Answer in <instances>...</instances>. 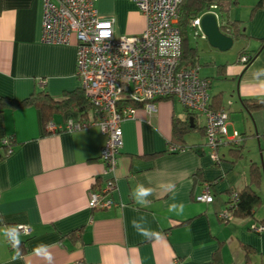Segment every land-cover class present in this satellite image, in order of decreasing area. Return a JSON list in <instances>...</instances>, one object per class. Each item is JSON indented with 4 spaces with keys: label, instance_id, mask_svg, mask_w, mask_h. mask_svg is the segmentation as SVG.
<instances>
[{
    "label": "crops",
    "instance_id": "obj_1",
    "mask_svg": "<svg viewBox=\"0 0 264 264\" xmlns=\"http://www.w3.org/2000/svg\"><path fill=\"white\" fill-rule=\"evenodd\" d=\"M232 1L227 12L214 9L221 21L242 20L248 36L222 50L207 36L193 37L191 26L190 42L199 50L200 73L211 78V97L222 95L230 135L241 134L242 156L231 140L220 147V162L211 157L203 113L194 114L187 146L168 150L174 118L189 120V111L177 97H159L154 111L141 105L122 121L116 204L91 208L90 191L110 176L101 159L102 128L53 131L35 106L6 108L0 111V264H244L247 249L250 264H264V230L257 229L264 223V109L251 112L244 103L264 98V6L253 11L259 0ZM96 6L116 17L118 32H143L146 16L134 0ZM42 19L43 0H0V95L21 99L46 90L58 99L82 88L77 38L43 42ZM243 49L253 55L248 64L240 61ZM79 115L69 107L52 120L63 124ZM192 131L199 135L189 141ZM6 139L14 147L9 155ZM253 162L263 167L262 204L255 216L221 219L232 192L248 184ZM206 183L210 202L196 199ZM21 222L31 225L29 234L15 229ZM14 243L25 251L17 254Z\"/></svg>",
    "mask_w": 264,
    "mask_h": 264
},
{
    "label": "built area",
    "instance_id": "obj_2",
    "mask_svg": "<svg viewBox=\"0 0 264 264\" xmlns=\"http://www.w3.org/2000/svg\"><path fill=\"white\" fill-rule=\"evenodd\" d=\"M97 0H43L41 40L47 43H67L77 38V73L86 97L92 103L93 117L88 120L68 118L65 123H47L53 131L82 129L98 124L107 134L101 150L104 172L110 174L104 186L91 190V208H109L116 204L111 193L116 188V170L123 145L122 121L134 116L139 106L130 100L142 102L150 112L156 109L159 97H177L189 110L205 115L206 144L211 157L220 162L219 149L231 140H240L234 130L229 134V112L226 108L210 106V78L200 73L198 66L181 67L182 33L178 25L179 5L182 0H134L146 16L143 32L130 37L117 30L114 15H102ZM218 8L217 4L211 10ZM220 15V14H219ZM220 25H227L221 21ZM200 16L192 21L195 34L206 37L200 28ZM250 55L240 60L246 64ZM125 100H120V99ZM8 143V139L4 140ZM171 151L183 149L169 144ZM12 151V148L9 149ZM196 199L212 201L214 194L206 183ZM239 196L234 192L230 202L220 211V218L228 221L235 217L234 206ZM15 229L24 234L31 225L18 223ZM264 230V223L257 226ZM13 247L21 253L18 244Z\"/></svg>",
    "mask_w": 264,
    "mask_h": 264
},
{
    "label": "trees",
    "instance_id": "obj_3",
    "mask_svg": "<svg viewBox=\"0 0 264 264\" xmlns=\"http://www.w3.org/2000/svg\"><path fill=\"white\" fill-rule=\"evenodd\" d=\"M234 2L232 0H182L179 5V18L178 25L181 28L182 33V55L180 66H198L199 67V50L197 46L192 45L190 42V29L192 25L193 19L200 16L204 11L211 8L213 4H217L218 9L221 12H227L231 5ZM264 6V0H259V2L254 6L253 11L257 8ZM227 25H222V29L233 35L235 39L240 37L248 36L243 30L241 24L242 20L238 19L235 21H227ZM194 28V26H193ZM195 29V28H194ZM243 54H248L245 49L241 50L239 56L241 57ZM250 55V54H249ZM253 55H250L246 64H248ZM241 61V60H240ZM210 78V77H209ZM211 87V78H210V86ZM211 96V93H210ZM169 97V96H168ZM125 100V99H120ZM157 100V99H156ZM136 106L143 105L142 102L130 100ZM245 106L249 111H257L264 109V98H245L244 99ZM35 106L41 111L42 120L45 123L53 121V115L57 112L64 111L65 109L71 107L76 108L79 111V118L82 120L90 119V111L92 110V103L86 97L83 88L78 90L70 91L63 93L57 99L53 95H51L46 90H40L32 92L30 95L18 99L15 97L0 95V111L11 108L17 109L20 107H28ZM210 106L214 109L223 108L222 107V95L216 94L211 97ZM189 111V120H183L179 117L174 118L173 124V135L174 138L168 142V150L170 143H175L180 147L184 148L187 146L185 142V134L191 128L192 123H195L194 114L198 113L195 111ZM193 117L191 122L190 117ZM260 137L262 141V150L264 151V129L260 132ZM183 141V142H182ZM234 142V140H232ZM240 143V148L238 156H242L243 154V142L240 140L235 141ZM12 141L8 139V143L3 142L4 147H6V155H9L13 152L14 147L12 146ZM229 143V142H228ZM12 148V151L9 149ZM263 182V167L262 164L258 162L251 163L249 170V182L246 184L240 191H234L239 196V201L234 206V215L237 217H249L255 216L257 210L262 204L263 197L260 192V186ZM232 192V194L234 193ZM232 196V195H231ZM230 199L228 202H230ZM19 248L23 253L25 251L23 243H19ZM250 251L247 249V259L244 264H250L249 261Z\"/></svg>",
    "mask_w": 264,
    "mask_h": 264
},
{
    "label": "water",
    "instance_id": "obj_4",
    "mask_svg": "<svg viewBox=\"0 0 264 264\" xmlns=\"http://www.w3.org/2000/svg\"><path fill=\"white\" fill-rule=\"evenodd\" d=\"M219 16L220 15L214 10L208 9L204 11L199 19L200 28L213 46L226 50L232 46L235 38L222 29ZM190 120H193L192 116ZM192 125H194V123H192Z\"/></svg>",
    "mask_w": 264,
    "mask_h": 264
},
{
    "label": "rangeland",
    "instance_id": "obj_5",
    "mask_svg": "<svg viewBox=\"0 0 264 264\" xmlns=\"http://www.w3.org/2000/svg\"><path fill=\"white\" fill-rule=\"evenodd\" d=\"M220 13H221V11H220ZM191 34L193 35V37H194V36H197V39H198L199 41L202 40L201 35H196V34H195V29L192 30V33H191ZM235 46H237V44H236ZM233 49H234V47H233ZM231 132H232V130L229 131V134H230ZM197 135H199V132H198V131H192V132L188 133V135H187V139H188L189 141H192V139H194L195 137H197Z\"/></svg>",
    "mask_w": 264,
    "mask_h": 264
}]
</instances>
